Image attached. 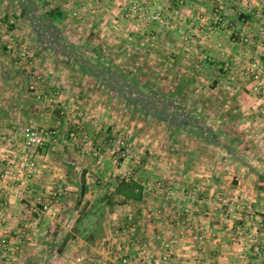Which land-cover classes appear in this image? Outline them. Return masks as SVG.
Returning <instances> with one entry per match:
<instances>
[{"label":"rangeland","instance_id":"1","mask_svg":"<svg viewBox=\"0 0 264 264\" xmlns=\"http://www.w3.org/2000/svg\"><path fill=\"white\" fill-rule=\"evenodd\" d=\"M60 1L61 0L26 1L28 2L27 7L30 8V12L29 15L24 18L19 14L20 8L24 5V1L21 0L18 2V0H13L6 1L5 3L3 1L0 2V14H5L8 19L13 21L12 33L14 34V40L15 42L20 43L21 41L25 43L30 61L29 69H22L16 64V67L11 69V67L6 65L3 61L1 66L6 70V74L11 72L17 77V81L14 84H19L17 87L21 86L24 92L30 93L28 97L30 98V104L36 106V104L40 102L36 92H43V90H41V84H43L44 79L42 75L37 78L41 71L35 70V72H37V74H35L34 68L31 67V63L35 54L34 50L38 45L36 40L38 41L39 39L43 48L47 49L51 47L49 53L47 55H42L43 57L56 54L58 58L69 60L67 62L69 65H61L59 67L63 69L62 76L64 77L60 78V80L64 83H70L71 87L74 83L77 85L81 84V87L84 89L86 87H93L96 90L98 86L102 87V89H100L102 92H98V94L94 92L97 97L99 96L98 102H102L100 109L97 111L100 112V115L97 116H101L102 120L98 123V120H95L96 116L91 117V119L97 122V128L99 127V133L96 135H101V137L95 138L96 135L89 136L92 140L90 139L89 143L83 141L84 144H86L85 148L83 145H79L81 142L79 141L78 132V140H70L68 137L70 127H76V125L80 124L83 125V122L90 118V109H88V106H85V104L88 105L89 103V96L85 93V90L82 89L80 92L82 93L83 113L75 116L77 120L74 121L73 125H68L65 129L62 128L60 131L56 132L59 141L50 147L47 146L48 148L43 149L40 154H46L49 151V154L53 156L54 169L62 172L59 174V176L61 175L62 177H58V182H56V187L54 189V191H56L58 188H63L61 195H58V197L64 194L66 182L74 180L76 171L83 168L84 164H87L88 168L90 167L92 169L90 170L88 179V193L87 196L83 198V204L87 201L91 202V198L94 197V195H89L92 188L96 189V196H99L100 200L105 203L110 193L114 190L116 182L122 178L124 173H126L129 178L133 177L139 180L144 185V194L148 202V205L147 203L145 204L147 212H144L147 214L143 219L144 223L142 222V225L145 226L143 232H148L149 235L143 236L142 233L137 232L136 229L139 228L135 221L137 209L132 207V209L129 210L126 207L129 205L127 204L128 202H133L134 200H130L124 204L107 205V210L103 217L104 236L102 237L101 250L102 254L111 256L112 260H114L110 261V258H104V260H107V262L109 261L111 264L112 262L113 264H121L119 253L129 251L136 252L139 249H142L144 254H153L157 256L161 250L162 243L165 240H169V238L165 236V232H163V226L165 227L163 222H169L171 218L166 204H169L173 200H178L180 198V193H182L180 190L184 191V188H188V192L187 194L184 192L183 195L186 196V199H191V201H193L195 196L197 199V190L202 189L201 187L211 188L216 180L221 182L220 185H224L226 182L233 179V174L231 173L233 171H231L230 168H234V164L239 163L232 160L233 157L225 159V156H227L225 154L232 152L235 159L242 161L241 157H243V151L246 148L248 149V145H246L248 143L245 141L243 129L241 127L238 129L227 127V120L238 122L243 118L242 113L233 110V107H237L242 103L243 98L238 97V92H240V90H244L256 103L259 99H264V97L253 94L250 91L249 80L242 74L241 69L237 65L232 64V59L234 57H239L245 60H255L258 56L257 54L247 56L241 54L239 51H235L236 55H231L230 59L232 67L226 69L225 66H223L218 69V76L221 77L218 84L216 83L217 81H213L214 74L207 71V74L202 73V75L198 77L197 80H200L199 82L193 83L195 88L199 87L200 91L199 93L197 92V94L201 93L200 97L197 95L195 96L192 92L193 90L186 92L184 96H177L175 94V89L181 84L179 80L177 81L178 75H181V67L178 69L179 67H175V65L166 58L164 62L165 65L162 67L160 66L161 63H159L160 65H155L156 67L154 68L152 63L149 62L155 60L154 57H160L162 60L167 54L158 55L157 53L159 52L155 53L152 51V46L151 49L150 45L147 46L143 43L139 46L134 45L132 50L123 49L126 44L133 40V38L130 37L129 31L130 33L136 34L133 31V27L136 26L134 20L128 16L126 17L119 10L120 5H122L121 3H127L129 0H111V2L107 0L105 4L102 3L103 6H107L106 8L103 7L102 10V30L99 29V26L98 29L91 34H88L85 28L90 23H99V20L95 21L92 17H90V20H86V18L80 17L83 15V10L80 12L76 11V14L72 13L71 16H67L68 21L66 24L69 27L65 25L62 26L61 29V26H59L57 33L51 31L52 26L47 25L48 21L46 22L44 14L54 6H58L59 3H70V1L67 2L66 0ZM102 2L105 1L102 0ZM69 5H71V3ZM155 8L156 6L152 5L150 11L155 10ZM119 18L122 20L120 23L117 21ZM29 23L37 27L39 32L36 35L35 33L32 34V32H24L26 37L25 40L20 37L15 29L17 24L19 28L25 29ZM20 24H22V26ZM76 26H80L81 31L76 34H71L72 31L67 33L68 30L70 31L72 28H76ZM100 31H102V36L99 35ZM125 31L126 34H128L126 37ZM241 36H246L248 41H243ZM262 37H264V34ZM249 39L250 36L247 31L241 30L239 32V43L246 45ZM100 40H102V45L99 43ZM1 42L0 44H2ZM88 44H94L93 46L100 47L92 53L87 49ZM54 46H57L58 49H53L52 47ZM4 48L5 49L0 47V60L15 58L16 55L8 52L6 47ZM151 52L154 54H151ZM195 53H197V51H195ZM202 53H198L201 59ZM73 59L74 61H71ZM84 61H90L97 65L96 68L101 72L99 75L100 79L98 77L96 79L95 76H92L91 72H87V69L81 63ZM166 62L169 63L166 64ZM101 64L108 66L112 72V75H108L110 80H106V82L109 81L107 84L102 83ZM72 67H75V69L78 67L77 71L79 72V74L74 73L73 78L70 77V75L67 76V74L72 73ZM189 68L193 69L197 67L191 65ZM66 69H69V71L66 72ZM166 69L169 71L168 74L164 72ZM70 79L71 82L68 81ZM62 81H60L61 83L59 84L60 90H58V87H54V96L43 97V99H41L43 102L41 104L45 106H43L45 110L60 105V102L57 100V95L65 89ZM125 82H127V85ZM31 85L36 86V91L30 88ZM116 86L117 89H115ZM121 91H123L124 94H121ZM154 92L160 95L156 96ZM142 96L146 99H143ZM143 101L146 105L141 107L140 104ZM169 102H172V104ZM56 108H58V106ZM152 111H159L169 116L179 113L180 117L185 116L187 118H192L195 122L191 123L189 121L190 123L185 125L186 128H183V130L180 128L178 129L170 125L166 120H161L152 115ZM197 121H200L211 133V139L216 138L222 145L210 143L205 138L204 133L198 128L200 126L196 124ZM224 122L226 123L222 125ZM24 125L28 124L19 123L17 127ZM85 127L88 126H83V128ZM50 130L53 131V129ZM253 138L255 139L257 137L254 136ZM65 139L66 141H64ZM117 140H123L127 145V156L121 157L120 151L117 152L114 146ZM257 148L259 147L257 146ZM27 152H29V149L27 148V151H24L23 148L19 156H23L27 154ZM37 152H39V150H37ZM70 156H74V160L70 161ZM69 161L73 163L77 161V169L71 170V167L67 166ZM16 166L18 167L17 171H19V174L23 177L21 173L23 170L18 164H16ZM195 168H199V170ZM66 175H68V178ZM8 178L9 179L6 177V179H4L0 175V179L4 181L8 187H22L24 189L26 186L30 187L27 182H21L16 185L15 183L19 181H14L15 176L13 180H11L10 177ZM257 180V183H259V176ZM13 181L15 183L10 185ZM258 185L256 186L257 188ZM167 187L172 189V195H167ZM211 195L208 194L205 198L211 199ZM214 196L213 194L212 197ZM2 197L4 196L0 193V202H2ZM37 197L38 195H32L35 204H37ZM77 197L79 198L80 194H78ZM217 201L220 204H224L223 206L225 207L238 205L235 204L237 201L231 198H222L221 200L218 198L216 202ZM260 202L264 206V194L260 195ZM188 206L193 205L190 204L185 207ZM141 208L142 207H139V209ZM253 211L256 214L259 213V215H262V218H264L263 212ZM68 213L69 211L67 209L63 218V222L67 219V224H69L70 218L73 217L72 214ZM180 213L183 215L185 213L183 220H186V222L182 224L180 217L177 216L172 218L176 222L174 225L175 230L176 228L184 227L182 225L187 223V219H184L188 217L185 209H180ZM129 214H132L130 218ZM130 222H133L134 225L131 226ZM133 233H136L138 236H135L136 238L139 237V239H136L133 235L135 239L132 241L131 235ZM64 242L65 239L62 237L57 241L56 245L53 244V247L56 246L60 248ZM39 243H31L29 245L30 251L36 248ZM69 244L73 245L74 242L71 240ZM77 244L79 249L83 247L82 242ZM120 246L125 247L122 248ZM65 259L66 260L62 259V261L64 260L63 262L66 264H72L67 258ZM56 262L59 261L56 260Z\"/></svg>","mask_w":264,"mask_h":264},{"label":"crops","instance_id":"2","mask_svg":"<svg viewBox=\"0 0 264 264\" xmlns=\"http://www.w3.org/2000/svg\"><path fill=\"white\" fill-rule=\"evenodd\" d=\"M1 1L5 3L6 1L13 0H0V2ZM20 1L21 0H18V2ZM22 1H24V5L20 8L19 14L24 18L29 15L30 8L27 7L28 2H26L29 0ZM66 1H70L71 5H69L70 3H59L58 6L53 7L61 11L62 17L56 19L54 24H52V32L57 33L59 26H61V29L62 26H68L66 24L68 21L67 16H71L72 13L74 14V12H80L81 10L84 12L80 17L86 18V20H90V17L94 18L95 21L99 20V23L95 24V22L92 21L93 23H90L85 28L88 34L96 31L99 26V29L102 30V10L103 7H107L103 6L102 3L105 4L107 0H104L105 2H102V0ZM109 1L111 2V0ZM217 1L218 0H186L182 7V14L184 15V20L182 22H177L171 28H166L158 24H152L150 26V30L156 34V39L153 41L149 40L146 45H150V48L152 46V51L155 53L159 52L157 53L158 55L167 54V56L162 58L163 62L160 57H154L155 60L149 62L152 63L154 68L156 67L155 65L159 63H161V65H159L162 67L165 65L164 62L166 58L170 60L175 67H179L178 69L181 67L182 76L178 75L177 81H188V83L184 85V94L193 90L192 92L194 95L200 97L201 93L197 94L200 89L199 87L195 88L193 83L199 82L200 80H197L198 77L202 75V73L207 74V71L214 74L213 81H217L216 83L218 84L221 80V77L218 76V69L226 64H231V55H236L235 51H239L241 54L247 56L257 54V59L264 61V37H262L264 34V0H222L224 4L223 9L219 11L220 20H216L214 16ZM117 21L120 23L122 20L119 18ZM20 25L22 26V24ZM80 29V26H76V28H72L70 31L68 30L67 33L72 31L71 34H76L81 31ZM187 29L191 34L189 38L191 46L187 45L184 38ZM15 30H17L16 32L25 40L26 37L24 32H32V34L35 33V35L39 32L37 27L30 25V23L25 29L19 28L17 24ZM241 30L247 31L250 36L249 42L246 45L239 43V32ZM126 31L125 37L128 35ZM129 34L133 40L126 44L123 49L132 50L134 45L139 46L142 44L137 34L130 33V31ZM99 35L102 36V31H100ZM36 43H38V45L34 50L35 54L32 59L31 67L34 68V72L35 70L41 71L40 73L42 74H38L39 76L42 75L44 79L43 84H41V90H43L44 97H51L55 95V93H53L54 87H58V90H60L59 84L61 83L60 81H62L60 78H64L62 76L63 69L59 67L61 65H69L67 64L69 60L58 58L56 54L43 57L42 55H47L49 53L51 47L47 49L43 48L39 39L38 41L36 40ZM99 43L102 45V40H100ZM93 45L94 44H88L87 46V49L92 53L100 47ZM0 47L5 49V46L2 44H0ZM190 47L193 49L190 50ZM52 48L58 49L57 46ZM195 51H197V53H195ZM198 53H202L205 58H199ZM151 54L154 53L151 52ZM2 61L10 66L11 69L16 67L15 58L0 60V128L3 129L7 137L5 141H0V173H6L7 177H10L11 180H13L15 176L14 181L17 180L19 182L15 183L13 181L10 185L13 183L17 185L23 181V177L19 174V171H17L18 167L16 164L20 157L21 150L23 151L24 148V151H27V148L23 146L19 136H15L14 138L11 136V134L14 133V129L17 128L19 123H26L38 128L53 129V131L58 132L62 128L65 129L68 125H73L74 121L77 120L75 116L83 113L82 93L80 90L82 91L84 88L81 87V84L77 85L75 83L72 84L71 87L70 83H64L62 81L65 89L57 95V100L60 102V105H57L58 108H56V106L55 108L45 110L43 108L44 105L42 106L41 104L43 103L41 99L36 106H32L30 104V98H28L30 93L24 92L21 86L17 87L19 84H14L17 81V77L11 72L6 74V70L1 66L3 63ZM71 61H74V59ZM81 63L86 64V66L91 64L94 65V63L90 61ZM168 63L169 62H166V64ZM191 65L197 68H189ZM77 69L78 67H76V69L72 67L71 72L73 74H67V76L70 75V77L73 78L74 73L79 74ZM198 70L200 71L197 72ZM67 71H69V69H66V72ZM87 72H91L90 69H87ZM164 72L168 74L169 71L166 69ZM35 74H37V72H35ZM92 76L95 75L92 74ZM97 77L99 78L98 75L95 76L96 79ZM68 81L71 82V79ZM97 88L96 90L93 87H86L84 89L85 93L89 96V103L88 105L85 104V106H88V109H90V118L88 117L89 119L85 120L83 125L80 124L76 125V127H70L69 130L75 129L78 132L79 141L81 142L79 145H83L84 148L86 144H84L83 141L89 143L91 139L89 136H94L99 133V127L97 128V122H95V120L97 119L98 123L102 120L101 116H97L100 115V112L97 111L100 109L102 102H98L99 96L97 97V95L94 94V92H96V94L102 92V90L100 91L102 87L98 86ZM238 97L243 98L242 103L237 107H233V110L242 113L243 118L238 122L227 120V127H233L234 129L241 127L243 129L245 141L248 143L246 144L248 145V149L246 148L243 151L244 154L243 157H241L242 161L235 159L232 152L225 154L227 155L225 159L233 157L232 160L239 163H235L234 168H230V170L233 171H230L233 174V179L231 181L226 182L224 185H220L221 182L216 180L211 188L201 187L202 189H196L198 191V197L196 199L195 196L193 201H191V199H186V196L183 195L184 192L185 194L188 192V188H184V191L180 190L182 193H180V198L178 200H173L169 204H166L171 218L169 222H163L165 225V227L163 226V232H165V236L172 241L173 247V257L168 264H264V248L261 256L255 255L252 250L249 232H253L254 230L250 222L244 218L238 220L234 216L227 214L226 210L228 206L225 207L223 206L224 204H220L218 201L216 202L218 198L219 200L222 198H231L237 201L235 204H238L239 209L242 207L240 205H243L244 207L253 208V210L264 213V206L260 202V195L264 194V192L258 190L256 187L259 184L257 183L259 174H264V99H259L256 103L244 90L238 92ZM93 116L98 118L95 117V120H93L91 119ZM225 123L226 122L222 125ZM85 125L88 127L83 128ZM254 136L257 138L254 139ZM96 137L100 138L101 135H96L95 138ZM18 145L19 147L17 148ZM51 145L52 144L45 145L35 154L38 164L37 171L23 182H27L30 185V187L26 186L25 188L26 192H29L28 194L24 195L22 198L13 196L11 187H8V185L0 179V193L4 196L0 204V216L2 217V221L0 222V264H66L63 262L66 260L65 258L72 264H111L109 261L107 262V260H104L106 257V259L110 258V261H114L111 256L102 254V237L98 238L94 244H89L82 236H77L76 238L70 239V241L72 240L74 242L73 245L69 244L70 241L68 240L69 242L67 241L66 244H63L64 248L63 245H61L60 248L56 246L53 247V244L56 245L59 239L62 237L64 239L66 238L75 220L79 216V210L84 202L82 201L79 208L77 207V196L80 194V189L83 184L82 177L85 176L86 193L84 197H86L89 189V174L92 169L90 167L88 168L87 164H84L83 168L76 171L74 180L65 181L67 184L64 186V194L57 198L53 197L51 192H53L56 187L58 177H62L61 175L59 176L62 172L54 169L53 156L49 154V151L46 154H40L43 149ZM257 146L259 148H257ZM70 157V161L74 160V156ZM70 161L67 166L71 167V170L77 169L76 162L78 160L74 161V163ZM195 169L199 170V168ZM66 177L68 178V175H66ZM95 193V188H92L89 192V195H94V197L91 198V202L100 200V197L96 196ZM208 194H214L215 198L211 195V199H206L205 197ZM32 195H38V197L44 198L48 203V208L40 214L33 212V208L37 204L33 202ZM5 197L7 198L5 199ZM146 203L148 205L144 194L141 201L128 202L127 204L129 205L126 206L129 210L132 209V207L137 209L135 221L139 228L136 230L142 233L143 236L148 234V232H143L145 226L142 225V222L144 223L143 219L147 214L144 213L147 212L145 208ZM190 204L194 207L192 219L190 220L191 222L188 223L187 221L185 225H182L184 227H179L175 230L174 225L176 222L172 218L175 216L180 217L182 224L185 223L186 220H183L185 213L184 215L182 214L183 212L180 213V209H184L186 205ZM139 207L142 208L139 209ZM67 209L69 211L68 214L73 215L69 220V224H67V219L63 222L64 213ZM240 213L244 216V213ZM257 214L259 217H263L262 215L260 216L259 213ZM129 215L131 216L132 214ZM192 223L193 225H190ZM130 224L131 226L134 225L133 222H130ZM201 225L203 226V240L197 238L195 230L196 226L198 227ZM20 229L24 230V235L18 238ZM133 235L135 238L138 236L136 233H133L131 235L132 241L135 239ZM136 239H139V237ZM33 242H38L39 244L30 251L29 245ZM80 242L83 243V247L79 249L77 243ZM120 247L124 248L125 246ZM62 259L64 260L62 261ZM56 260L59 262H56Z\"/></svg>","mask_w":264,"mask_h":264},{"label":"built area","instance_id":"3","mask_svg":"<svg viewBox=\"0 0 264 264\" xmlns=\"http://www.w3.org/2000/svg\"><path fill=\"white\" fill-rule=\"evenodd\" d=\"M186 0H129L127 3H121L119 10L126 17H130L134 20L136 26L133 27V31L140 37V40L145 45L149 40L153 41L156 39V34L150 30L152 24H158L160 26H165L166 28L173 27L177 22H182L184 20V15L182 14V7L185 4ZM223 1H217V7L214 12L216 20H220L219 11L223 9ZM155 5L156 8L153 11H150V7ZM76 14V12H74ZM12 23L13 21L8 19L5 14H0V38L2 44L6 47L8 52H11L15 56V64L24 69L30 67L28 50L24 42H15L14 34L12 33ZM191 34L188 29L185 32L184 38L188 46H191L189 43V38ZM243 41H248L246 36H241ZM190 49H193L190 47ZM204 59L205 56L202 55ZM232 64L237 65L242 74L249 80L250 91L253 94L260 95L264 97V61L255 59V60H245L239 57H234L232 59ZM232 64H226L225 68H231ZM40 76L38 75L37 78ZM33 91H36V86H30ZM38 99H43L44 94L41 91L36 92ZM11 136H19L24 147L29 149L27 154L20 156L17 164L23 170V181L27 180L30 176L36 173L38 164L36 161L35 154L37 150L44 147L47 144H56L59 141V138L55 131L46 128H38L32 125L19 126ZM70 140L77 139V131L71 130L68 133ZM7 137L5 136L2 128H0V141H5ZM66 141V139L64 140ZM117 152L120 151L121 157L127 156V145L123 140H117L114 143ZM19 145L17 146V148ZM6 174L2 173L1 177L6 179ZM122 178H129L126 173ZM7 179H9L7 177ZM7 181V180H6ZM13 185V184H12ZM167 195H172L173 191L170 187H167ZM63 188H58L56 191L51 192L53 197H58L61 195ZM11 193L17 198H22L27 192L22 187H11ZM7 198V197H6ZM37 205L33 208V212L40 214L45 209L48 208V203L42 197L37 198ZM1 204V202H0ZM188 214L187 221L191 222L193 215V206H188L184 208ZM244 213V216L241 213ZM227 214L234 216L238 220L243 218L250 222L253 227V232H249L251 238V247L255 255L261 256L262 250L264 248V218L259 217L253 209L249 207L242 206L240 209L238 205L228 206L226 210ZM131 217V216H130ZM129 217V218H130ZM2 217L0 216V222ZM188 222V223H189ZM190 225H193L190 224ZM194 228L193 226H190ZM194 230V229H193ZM197 238L203 240L204 236L202 234L203 226L195 227ZM241 231V230H240ZM24 235V230L20 229L18 232V238ZM119 258L121 259V264H168L173 257V247L172 241L165 240L162 243L161 250L159 254H144L142 249H139L136 252H123L119 253Z\"/></svg>","mask_w":264,"mask_h":264},{"label":"trees","instance_id":"4","mask_svg":"<svg viewBox=\"0 0 264 264\" xmlns=\"http://www.w3.org/2000/svg\"><path fill=\"white\" fill-rule=\"evenodd\" d=\"M46 18L47 25L52 26L56 19H60L62 17V13L58 8H51L48 12H45L44 14ZM99 65V64H98ZM102 65V67H101ZM100 69L102 70V83L107 84L106 80H110L108 75H112L111 70L108 66L105 64H101ZM83 66L86 69H90L91 73L95 76H99L101 72L98 71L96 68V64L94 65H87L83 64ZM188 83L187 80H184L181 82V84L178 85V87L175 89V94L177 96H184V85ZM127 85V82H125ZM124 84V85H125ZM125 85V86H126ZM115 88V87H114ZM117 89V86L116 88ZM121 94H124L123 91L120 92ZM154 95L159 96L160 94H156L154 92ZM143 97V96H142ZM143 99H146L143 97ZM141 103V102H139ZM172 104V102H169ZM146 103L144 101L140 104L141 107H144ZM138 106V105H137ZM152 115L155 117L166 120L170 125H172L175 128H180L183 130V128H186V124L194 123L195 121L192 118H187L185 116L177 114L172 115H165L164 113H161L159 111H152ZM190 121V122H189ZM197 125H199L200 130L202 133H204L205 138L213 144L222 145L219 140L216 138L211 139V133L207 130V128L200 122H196ZM259 185L258 190L264 191V174H259ZM82 186L80 189V197L78 198L77 207L81 205L83 198L86 193L85 188V176L82 177ZM144 197V185L137 180L136 178L130 177V178H120L116 184L114 190L110 193L109 197L107 198V201L103 203L101 200H96L94 202H85L81 209L79 210V216L75 220V223L73 224L70 233L66 236L64 244L72 239L76 238L77 236H82L85 241H87L89 244H94L98 238H101L104 236V227H103V217L107 210V205H114V204H124L127 203L130 200L134 201H141Z\"/></svg>","mask_w":264,"mask_h":264}]
</instances>
